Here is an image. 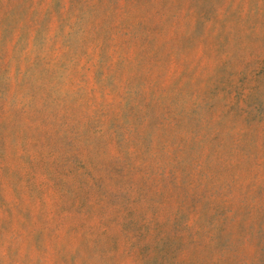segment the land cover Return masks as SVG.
Masks as SVG:
<instances>
[{
    "label": "rangeland",
    "instance_id": "374dc122",
    "mask_svg": "<svg viewBox=\"0 0 264 264\" xmlns=\"http://www.w3.org/2000/svg\"><path fill=\"white\" fill-rule=\"evenodd\" d=\"M0 264H264V0H0Z\"/></svg>",
    "mask_w": 264,
    "mask_h": 264
}]
</instances>
